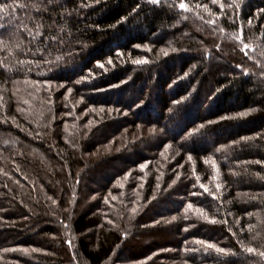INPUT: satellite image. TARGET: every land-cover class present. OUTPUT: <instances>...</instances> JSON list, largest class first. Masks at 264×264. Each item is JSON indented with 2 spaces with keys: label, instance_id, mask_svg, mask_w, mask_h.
Segmentation results:
<instances>
[{
  "label": "trees",
  "instance_id": "trees-1",
  "mask_svg": "<svg viewBox=\"0 0 264 264\" xmlns=\"http://www.w3.org/2000/svg\"><path fill=\"white\" fill-rule=\"evenodd\" d=\"M0 10V264H264V0Z\"/></svg>",
  "mask_w": 264,
  "mask_h": 264
},
{
  "label": "snow or ice",
  "instance_id": "snow-or-ice-1",
  "mask_svg": "<svg viewBox=\"0 0 264 264\" xmlns=\"http://www.w3.org/2000/svg\"><path fill=\"white\" fill-rule=\"evenodd\" d=\"M154 2H158V0H154ZM180 7H181V8H184L185 5H184V4H181ZM0 11H2V10H0ZM245 47H246V45H245ZM209 247H212V245H209ZM217 251H223V250H221V249H217ZM248 251H249V252H253L254 249L249 248ZM260 255L264 256V252L260 253Z\"/></svg>",
  "mask_w": 264,
  "mask_h": 264
}]
</instances>
